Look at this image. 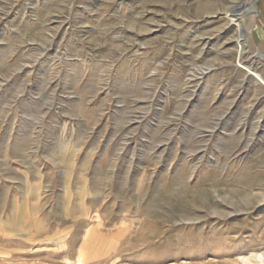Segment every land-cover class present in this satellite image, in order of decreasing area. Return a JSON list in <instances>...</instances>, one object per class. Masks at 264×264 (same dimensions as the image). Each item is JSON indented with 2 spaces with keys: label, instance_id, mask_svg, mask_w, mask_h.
<instances>
[{
  "label": "rangeland",
  "instance_id": "obj_1",
  "mask_svg": "<svg viewBox=\"0 0 264 264\" xmlns=\"http://www.w3.org/2000/svg\"><path fill=\"white\" fill-rule=\"evenodd\" d=\"M247 3L0 0V264H264Z\"/></svg>",
  "mask_w": 264,
  "mask_h": 264
},
{
  "label": "bare ground",
  "instance_id": "obj_2",
  "mask_svg": "<svg viewBox=\"0 0 264 264\" xmlns=\"http://www.w3.org/2000/svg\"><path fill=\"white\" fill-rule=\"evenodd\" d=\"M256 1L257 0H248V3L245 4V8H250L251 11L245 14H238L235 10L226 11V18L229 23V27H235V41L237 42V54L239 59V67L244 71L248 72L249 74L253 75L256 78L257 84H261L260 86L264 88V76L255 72L251 67H247L245 65L244 55L247 52V42L248 39V32L249 26L246 25V20L251 19L253 20L258 14V10L256 9ZM252 15V16H251ZM251 16V17H250ZM250 22V21H248ZM227 23V22H226ZM226 26V25H225ZM260 258H264V255H261Z\"/></svg>",
  "mask_w": 264,
  "mask_h": 264
},
{
  "label": "crops",
  "instance_id": "obj_3",
  "mask_svg": "<svg viewBox=\"0 0 264 264\" xmlns=\"http://www.w3.org/2000/svg\"><path fill=\"white\" fill-rule=\"evenodd\" d=\"M253 41L261 52L264 53V30L258 28L253 35Z\"/></svg>",
  "mask_w": 264,
  "mask_h": 264
}]
</instances>
